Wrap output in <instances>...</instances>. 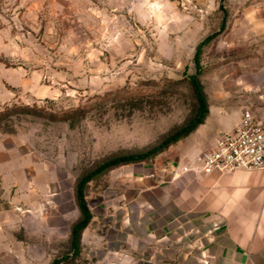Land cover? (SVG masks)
<instances>
[{"label":"rangeland","instance_id":"374dc122","mask_svg":"<svg viewBox=\"0 0 264 264\" xmlns=\"http://www.w3.org/2000/svg\"><path fill=\"white\" fill-rule=\"evenodd\" d=\"M258 21L264 0H0V172L18 184L5 195L0 177L4 204L18 198L21 219L31 207L20 200L37 202L43 189L76 203L77 183L96 166L143 153L194 118L193 81L207 109L231 110L264 65ZM210 35L196 65V46ZM196 134L203 128L93 177L85 199L120 189L139 166L169 163ZM21 220L15 238L2 240L0 264H44L49 248L28 239ZM71 250H61L62 263Z\"/></svg>","mask_w":264,"mask_h":264},{"label":"crops","instance_id":"0c3cea01","mask_svg":"<svg viewBox=\"0 0 264 264\" xmlns=\"http://www.w3.org/2000/svg\"><path fill=\"white\" fill-rule=\"evenodd\" d=\"M253 28L264 34L262 21ZM240 93L245 97L231 110L209 108L193 132L203 128V134H196L186 150L172 152L169 163L161 158L154 166H139L117 184L120 189L102 193L91 204L84 196L92 217L80 233L77 253L71 250L65 264H264V170L205 175L192 161L218 133L233 128L243 110L264 122V65ZM180 146L181 142L176 145ZM186 158L192 166L184 162ZM0 177L10 196L17 182L10 172H0ZM43 193L38 203L27 196L20 200L31 207L22 220L14 209L23 206L18 198L10 205L0 198V253L2 240L15 238L21 220L28 239L49 248L41 254L44 264L61 258L80 212L66 196L54 198L48 189Z\"/></svg>","mask_w":264,"mask_h":264},{"label":"built area","instance_id":"2783aa9c","mask_svg":"<svg viewBox=\"0 0 264 264\" xmlns=\"http://www.w3.org/2000/svg\"><path fill=\"white\" fill-rule=\"evenodd\" d=\"M202 174L237 170H264V122L250 110H243L239 122L218 133L213 144L196 157Z\"/></svg>","mask_w":264,"mask_h":264},{"label":"trees","instance_id":"16d2710c","mask_svg":"<svg viewBox=\"0 0 264 264\" xmlns=\"http://www.w3.org/2000/svg\"><path fill=\"white\" fill-rule=\"evenodd\" d=\"M223 27V26H222ZM213 35L207 36L204 38L198 45L196 46V51L194 55V62L196 65L199 64V57L201 53V49L203 46L207 45L211 39L213 38ZM193 90L195 93V99L197 103V110L194 118L190 121H188L185 125L178 128L174 132L168 134L159 144L153 146L152 148L148 149L147 151L135 155H122V156H114L98 166H96L92 172H90L87 176L82 178L76 185V203L77 207L80 212V219L73 225L71 229V241L70 245L72 250L74 251L75 255L78 251L79 247V236L81 231L88 225V223L91 220V213L86 205L84 194H83V186L85 183L90 181L93 177L100 175L108 170H111L117 166L135 163V162H142L146 161L148 159H151L152 157L158 155L159 153L163 152L167 147L170 145L186 138L188 135L193 133L199 125L203 123L205 120L208 109L205 103L204 97L199 92V89L195 83V81L192 82ZM14 112L16 110L18 111H31L30 108H18L17 106H14ZM20 113V112H17ZM27 113V112H25ZM30 113V112H28ZM62 263V260L56 259L50 264H59Z\"/></svg>","mask_w":264,"mask_h":264}]
</instances>
